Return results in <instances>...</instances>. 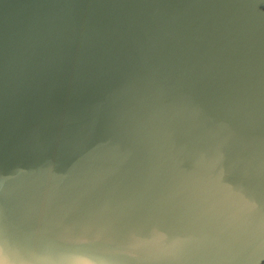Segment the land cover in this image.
Returning <instances> with one entry per match:
<instances>
[{"label":"water","instance_id":"95a60500","mask_svg":"<svg viewBox=\"0 0 264 264\" xmlns=\"http://www.w3.org/2000/svg\"><path fill=\"white\" fill-rule=\"evenodd\" d=\"M0 264H264V0H0Z\"/></svg>","mask_w":264,"mask_h":264}]
</instances>
